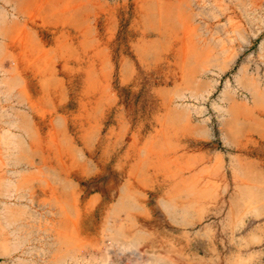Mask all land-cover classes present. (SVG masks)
Segmentation results:
<instances>
[{"label":"rangeland","instance_id":"1","mask_svg":"<svg viewBox=\"0 0 264 264\" xmlns=\"http://www.w3.org/2000/svg\"><path fill=\"white\" fill-rule=\"evenodd\" d=\"M0 264H264V0H0Z\"/></svg>","mask_w":264,"mask_h":264}]
</instances>
